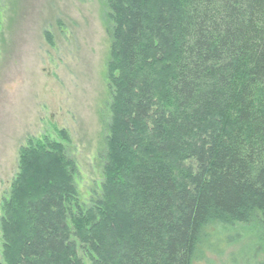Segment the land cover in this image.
I'll return each instance as SVG.
<instances>
[{"label": "trees", "instance_id": "16d2710c", "mask_svg": "<svg viewBox=\"0 0 264 264\" xmlns=\"http://www.w3.org/2000/svg\"><path fill=\"white\" fill-rule=\"evenodd\" d=\"M104 6L99 192L81 202L63 145L27 139L1 205L0 264H192L212 225L264 244V0Z\"/></svg>", "mask_w": 264, "mask_h": 264}, {"label": "rangeland", "instance_id": "374dc122", "mask_svg": "<svg viewBox=\"0 0 264 264\" xmlns=\"http://www.w3.org/2000/svg\"><path fill=\"white\" fill-rule=\"evenodd\" d=\"M105 14L104 0H0V218L19 148L30 138L63 145L78 171L81 202L99 192L110 118ZM206 240L192 264L262 259L258 243L264 244L244 225H212ZM76 252L87 263L79 244Z\"/></svg>", "mask_w": 264, "mask_h": 264}]
</instances>
